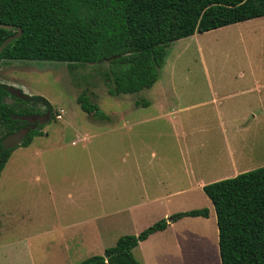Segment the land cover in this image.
Instances as JSON below:
<instances>
[{
  "label": "rangeland",
  "instance_id": "374dc122",
  "mask_svg": "<svg viewBox=\"0 0 264 264\" xmlns=\"http://www.w3.org/2000/svg\"><path fill=\"white\" fill-rule=\"evenodd\" d=\"M108 68L109 62L70 68L66 63L0 60L1 85L20 91L28 97H41L52 107L48 117L49 124L42 128L41 136L34 137L27 146L12 150L0 175V207L9 212L10 216L4 222L6 230L0 237V244L9 248V252L14 251L16 264H32L27 258L29 255L34 259V264H62L56 260L59 253L57 246L46 248L45 237L33 235L45 230V225L47 228L58 225L53 218L52 209L57 206L51 199L46 200L40 195L46 190L47 180L52 184L57 182L60 188L71 190L72 187L65 180L66 176L80 175L83 180L90 181V186L95 176L98 182L95 181L96 188H91V192L95 191L96 215L104 216L105 211L112 209L104 204L98 206L100 197L113 194L112 197L119 200V189L105 186V181H99V178L106 166L120 168L125 164L120 162V155L126 146H131L136 156L139 155L138 147L141 144L135 135L136 126L133 125L132 131L127 132L119 129L122 114L126 113L128 116L124 118L131 122L154 113L152 105L155 103H168L169 108H184L187 102L196 103L198 101L193 99L206 96L209 89H259L223 100L224 106L220 110L228 114L233 110L231 103H235L237 107L233 111L240 118L242 130L238 148L237 145L234 147V151L241 157V165L237 169L249 172L264 167V17L194 34L170 44L166 48L164 63L158 71L157 83L138 94L109 95V82L105 77ZM82 93L98 105L100 111L107 116L106 120L92 117L80 109L77 98ZM137 101L138 109L127 114L124 104ZM143 101H146L145 105L140 103ZM238 101L240 104H237ZM6 103L12 104L10 97L6 98ZM32 106L38 110L44 109L39 103ZM245 110L251 114L243 119ZM207 111L211 112V106ZM253 115H256L255 120ZM165 125L160 121L142 125L140 133L143 134L144 144L152 146L156 141L162 144L163 138L158 139L156 136ZM89 134L95 137L89 138ZM73 142L76 145H72ZM44 150L49 152L44 154ZM34 151L36 154L32 155ZM40 151L43 153L38 154ZM127 164L129 167L133 166L131 154L127 158ZM21 167H32L34 171L18 174L17 169ZM42 167L49 169L47 174H42ZM10 170L16 171L13 173ZM35 176L41 179L35 181ZM61 176L65 180L63 184L59 183ZM192 195L196 197L195 192ZM196 200L198 203L192 205L193 210L207 208L203 199ZM80 201L79 207L84 210L78 212L80 216L77 218L80 217L81 220L87 216L88 211L82 187ZM62 205L63 207L58 205V211L70 206L69 202H63ZM45 212L47 216L43 214L41 219L40 213ZM120 218L123 215H115L113 219ZM169 218H165L170 225H167V231H160L148 244L133 250V257L138 262L180 264L181 260L182 264H212L208 258L214 257V263L220 264L215 235L217 225L215 226L213 219L205 227L198 220L182 218L168 222ZM69 221L66 220L65 223ZM151 222L149 217L135 225H119L110 233L112 239L108 242L111 245L106 248L114 247L119 237L136 235L139 230L143 231L158 221ZM60 224L63 225L62 222ZM54 231L47 237L49 244L56 243ZM191 233H196L200 240L199 249L189 248L187 251L186 240ZM97 248L89 246L88 249L80 250L72 256L69 264H79L92 256L102 255V252L96 253ZM179 256L182 259L179 260Z\"/></svg>",
  "mask_w": 264,
  "mask_h": 264
},
{
  "label": "trees",
  "instance_id": "16d2710c",
  "mask_svg": "<svg viewBox=\"0 0 264 264\" xmlns=\"http://www.w3.org/2000/svg\"><path fill=\"white\" fill-rule=\"evenodd\" d=\"M263 17L264 0H0V23L14 27L0 29V45L18 29L22 32L0 60L66 63L70 68L109 62L108 94L132 95L157 82L170 44ZM8 97L12 104L6 103ZM37 103L50 115L52 107L43 98L17 96L0 84V173L16 148L3 149V139L25 125ZM77 103L86 114L107 119L85 93ZM38 136L41 131L29 132L19 146ZM203 192L216 216L220 264H264V167L208 184ZM208 214L202 208L170 218ZM167 225L162 219L138 235L121 236L103 255L79 264H140L132 250Z\"/></svg>",
  "mask_w": 264,
  "mask_h": 264
},
{
  "label": "crops",
  "instance_id": "0c3cea01",
  "mask_svg": "<svg viewBox=\"0 0 264 264\" xmlns=\"http://www.w3.org/2000/svg\"><path fill=\"white\" fill-rule=\"evenodd\" d=\"M239 90L209 89V93L206 96H202L197 100L193 99L198 102H187L184 108L179 109L169 108L168 103H155L152 105L155 109L154 113L148 114L145 118L136 121L130 122L124 118V116L127 117L128 115L126 113L122 114L119 129L127 132L128 130L132 131L133 125L136 126L137 133L135 135L138 136L139 143L141 144L138 147L140 157H138L139 155L136 156L131 146H126L120 155V162L125 164L120 168L106 166L100 172L101 177L99 178V181L102 179L105 181V186L119 189L118 197L116 196L119 200L112 197L113 194L104 198L100 197L98 199V206L104 204V206L112 207V209L105 211L104 216L96 215L95 191L91 192V188H96L95 181L98 182L95 176L92 180V186H90V181L83 180L78 174H76L78 177H74V174L66 176L65 180L68 186L72 187L71 190L60 188L57 182L52 184L47 180L45 182L46 190L41 192V197L46 200L51 199L57 207L59 204L63 207V202H69L70 206H66L65 210L61 209L60 211L57 210V207H52L54 211L53 218L57 221L58 225L56 224V226L52 227L50 225L48 228L45 225V230L33 235L40 238L45 237L46 248H53L54 245L57 246L59 253L56 256V260L62 264H69L73 255L80 250L88 249L89 246L98 247L96 253L102 252L103 255L105 249H107V245H111L108 242L112 239L109 236L110 233L118 228L119 225L126 226L128 223L135 225L149 217L152 222H156L177 213L191 211V209H194L192 205L198 203L197 198L205 201L204 205H207L206 209L209 212L208 218L194 217L190 219L202 222L205 227L213 219L216 226L214 208L204 194L203 187L244 173V171L237 169L241 165V157L234 151L235 145L238 148L239 134L242 131L241 121L239 122L240 118L233 111L237 108L236 104L231 103L233 110L228 114L223 113L220 107L224 106L223 100L238 97L240 96L239 94L242 95L251 90L258 91L259 89ZM143 102L146 103V101ZM237 104H240L239 101ZM124 106H126L127 114H129V111L138 109L136 102L125 103ZM148 106H151V103H148ZM210 106L211 112H208L207 110ZM248 114L251 113L245 110L242 118L246 119ZM253 119H256V115H253ZM158 121L166 124L162 127V132L156 136L158 139L163 138L162 144H160V141H156L152 146H148L143 142V134L140 133V127L144 124ZM84 135L86 136L87 134ZM88 137L93 138L95 135L89 134ZM120 141H122V135H120ZM72 145H76L75 142ZM43 152L47 154L49 151L44 150ZM43 152L40 151L38 154ZM35 154L36 151L32 153V155ZM130 154L133 162L132 167H129L127 164V158L130 157ZM89 161L90 159L88 158ZM48 170L42 167L41 172L42 174H47ZM15 171L10 170L13 173ZM28 171L32 173L34 169L32 167L17 169L18 174H26ZM40 179L39 176H35L34 178L35 181H39ZM65 180L61 176L59 183L63 184ZM81 187L82 196L85 198L84 202L88 207V211L87 216H84L80 220V217L77 218L80 216L78 212L84 210L79 207L81 203ZM194 192L196 193V197L192 195ZM204 201L201 203H204ZM117 207L119 208L117 209ZM10 211L12 212V210ZM8 213L0 207V237H2L6 230L4 222L10 219ZM43 214L47 216L46 212L40 213L41 219ZM115 215H123V218L114 220ZM66 220L70 221L65 223ZM61 222L63 225L60 224ZM166 229L162 232L167 231ZM141 230L136 232V235ZM51 231H54V234L57 236L55 244L54 242L49 244L47 241V237L52 235ZM158 233L161 232L151 234L134 249L145 246ZM215 233L218 241L217 229ZM1 244L0 264H16L14 251L13 253L9 252V248L3 247ZM186 244L187 251L189 248L190 250L199 249L200 240L196 237V233L187 237ZM27 258L34 264V259L30 255ZM178 259L182 258L179 256ZM208 259L212 264H215L214 257ZM180 264H182L181 260Z\"/></svg>",
  "mask_w": 264,
  "mask_h": 264
},
{
  "label": "water",
  "instance_id": "95a60500",
  "mask_svg": "<svg viewBox=\"0 0 264 264\" xmlns=\"http://www.w3.org/2000/svg\"><path fill=\"white\" fill-rule=\"evenodd\" d=\"M0 29L6 30V31H11V30L14 29V27L13 26H9V25H4V24L0 23ZM21 34H22L21 30L18 29L16 34L6 38L0 45V54H1V52L3 51V49L7 45L12 43L14 40L20 38ZM8 91L11 94H14V95H17V96H21L19 91L15 90V89L9 88ZM25 136H26V132H24V131H18L16 133H13V134L7 136L3 140L2 146H3L4 149H13V148H15V147H17V146H19L21 144V142L23 141ZM171 221H172V219L169 218L168 222H171Z\"/></svg>",
  "mask_w": 264,
  "mask_h": 264
},
{
  "label": "flooded vegetation",
  "instance_id": "af4514ba",
  "mask_svg": "<svg viewBox=\"0 0 264 264\" xmlns=\"http://www.w3.org/2000/svg\"><path fill=\"white\" fill-rule=\"evenodd\" d=\"M9 88L10 87H8V89ZM19 93L21 95H25V94H22L20 91H19ZM48 117H49V112L45 111V108L43 110H38V109L35 108L34 109V113L31 114L30 116L26 117L25 120L23 121V122H25V125H23L22 127H20V129H18L17 131H15L13 133H16L18 131H24V132H26V136H25V138H26L27 135L29 134V132H32V131H41L42 128H45L44 124H47ZM13 133H11V134H13ZM25 138L23 139V141L25 140Z\"/></svg>",
  "mask_w": 264,
  "mask_h": 264
},
{
  "label": "built area",
  "instance_id": "2783aa9c",
  "mask_svg": "<svg viewBox=\"0 0 264 264\" xmlns=\"http://www.w3.org/2000/svg\"><path fill=\"white\" fill-rule=\"evenodd\" d=\"M58 119H60V116L58 117Z\"/></svg>",
  "mask_w": 264,
  "mask_h": 264
}]
</instances>
